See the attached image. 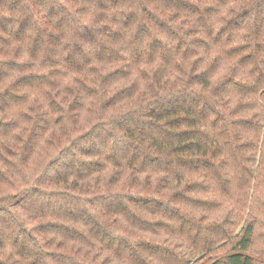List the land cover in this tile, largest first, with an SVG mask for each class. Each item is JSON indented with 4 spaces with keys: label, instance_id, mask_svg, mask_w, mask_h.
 <instances>
[{
    "label": "trees",
    "instance_id": "obj_1",
    "mask_svg": "<svg viewBox=\"0 0 264 264\" xmlns=\"http://www.w3.org/2000/svg\"><path fill=\"white\" fill-rule=\"evenodd\" d=\"M0 264H264V0H0Z\"/></svg>",
    "mask_w": 264,
    "mask_h": 264
}]
</instances>
